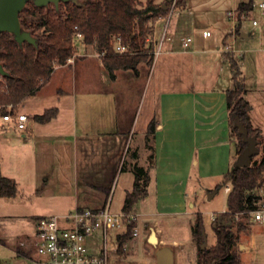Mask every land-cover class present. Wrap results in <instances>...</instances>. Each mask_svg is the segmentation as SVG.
<instances>
[{"label":"crops","instance_id":"crops-1","mask_svg":"<svg viewBox=\"0 0 264 264\" xmlns=\"http://www.w3.org/2000/svg\"><path fill=\"white\" fill-rule=\"evenodd\" d=\"M240 2L232 0L233 8L224 10L225 19L231 22L229 31L227 27L214 25H210V29L211 32L216 29L221 32L215 44L221 63L226 60L224 52L242 58L244 98L250 104L248 98L252 91L246 87L244 75L246 50L236 46L229 50L228 42L230 37L234 43L238 34L249 36L247 32H241L240 27L238 32L234 31L235 22L228 18ZM154 3L169 9V0H155ZM165 19L160 17L155 21L153 34L147 39V45L153 44L151 63L141 62L136 71L115 70L114 78L110 77L92 45L77 43L73 57L66 64L54 67L49 81L24 102L30 105L29 122L20 134L19 144L27 151V159L20 165L24 166L26 162L33 183L38 173L47 176L38 196H45L52 174L48 169L53 168L54 188L49 198H66V208H72L50 214L55 216H63L77 208L110 207V195L119 171L125 175L124 201L126 193L138 183L132 167L137 165L146 169L149 175L147 195L140 201H151L153 210L143 215L147 219L142 223L149 224L150 231L154 230L158 244L168 247L179 244L177 241L167 242L159 236L162 233L159 218L184 213L187 205L193 206L187 195L190 182L197 185L206 181L205 190L211 192L208 181L226 174L236 156L226 107V91L232 88V84L228 88L232 83L230 75L224 73L226 85L221 87L196 88L195 79L189 76L188 85L181 82L182 77H169L175 87L162 88L164 62L191 53L189 48L176 50V44L172 42L167 44L164 60H160V56L155 59L158 40L166 28ZM178 30V25H174L172 34L176 35ZM219 63L215 59V68ZM157 64L158 83L156 81L151 87ZM147 67L149 71L142 87L135 88L141 70ZM250 107V124L264 138V124L261 122L264 115L255 112L251 104ZM49 108L58 110L54 119L44 124L34 122V115ZM151 122H154V132L147 141ZM6 129L10 128H4L3 132ZM4 139L8 140L12 151L22 149L17 146L18 140ZM17 152L20 154L19 150ZM0 172L3 175L1 165ZM34 190H37L35 186ZM136 215L140 217V214ZM246 232L235 244L238 264H264V220L252 218ZM171 252L173 264L181 261V252L177 256ZM14 256L18 260L19 256L15 253Z\"/></svg>","mask_w":264,"mask_h":264},{"label":"trees","instance_id":"trees-1","mask_svg":"<svg viewBox=\"0 0 264 264\" xmlns=\"http://www.w3.org/2000/svg\"><path fill=\"white\" fill-rule=\"evenodd\" d=\"M154 1L146 0L143 4L139 0H69L60 2L57 7L53 4L37 7L32 1L27 2L19 13V21L21 30L29 32L35 43H18L13 34H0V64L7 73L0 75V115L7 112L8 106H12V112L17 110L49 81L54 67L66 64L73 57L74 34H81L83 43L94 47L111 78H114L115 70L136 71L141 62L150 64L153 44L147 45V39L153 34L155 21L168 14V8ZM254 6L255 0H244L237 5L234 31H239L241 16L248 17ZM118 36L127 48L125 52L114 49ZM223 56L231 70L232 88L226 91V107L235 156L237 158L246 149L241 135L233 127L235 116L247 129L248 136H257L259 155L251 157L248 167L232 166L216 186L215 189L229 185L230 191L226 197V210L213 216L211 222L215 244L204 250L201 249L202 216L200 213L195 215L191 234L197 247V264H238L234 249L238 233L248 230L250 214L260 210L262 196L257 191L264 188V139L250 124L251 107L244 98L242 58L228 52ZM57 113V108H49L34 115L33 120L44 124L54 119ZM153 132L154 122H151L147 141ZM132 172L138 183L125 195L121 208L124 214H134L135 204L147 195L148 171L134 165ZM17 192L16 182L0 172V197L12 198ZM136 224V220H128L124 231L117 236L120 254H123L121 245L131 238ZM14 253L28 257V252L20 247H16Z\"/></svg>","mask_w":264,"mask_h":264},{"label":"rangeland","instance_id":"rangeland-1","mask_svg":"<svg viewBox=\"0 0 264 264\" xmlns=\"http://www.w3.org/2000/svg\"><path fill=\"white\" fill-rule=\"evenodd\" d=\"M145 2L146 0H143L142 3L144 4ZM231 2L232 0H180L177 8L166 16L165 24L167 32L165 33L164 40L155 59L160 56V60H164V51L167 48V44L174 42L176 44V50L178 48L179 50H183V45L182 47L180 45L182 44L181 40L190 37L192 42L189 44V52L191 53L179 55V57L164 62L161 85L164 90L175 87V83L170 82L169 77H182L181 80L183 81L181 82L184 85H188V79L191 76L195 79L196 88L200 86L221 87L226 85L224 84V73L225 76L227 74L231 77L230 65L226 60L221 63V55L215 50V44L221 32L217 29L211 32L210 25L220 28L227 27L229 31L231 22L225 19L224 10L233 8ZM258 2L259 0H255L256 6ZM237 17L238 15L235 11V15L233 16L235 23ZM253 19L258 22L257 26L252 25L251 22ZM240 21V31L247 32L249 38L243 39L238 34L233 43V39L229 37V50H232L235 46L246 50L244 62L245 83L249 91H252V95H250L248 100H250V104L254 107V111L257 113L261 112L263 116L264 91H260L264 90V17L259 14L257 7L254 6V10L249 16H241ZM174 25H178L179 29L176 35L172 34L171 31ZM203 31H210L212 35L204 36ZM228 54L233 55L231 52H228ZM215 59L220 62L216 68ZM148 71V67L141 70L140 77L134 84L135 88L142 87L144 77ZM158 71L159 64H157V69L152 76L151 87L154 86L156 81L158 83L156 76ZM231 84H229L228 88H230ZM29 106V104L23 103L17 108V111L29 115ZM261 122L264 124V118ZM4 128L0 127V165L4 176L9 178L13 177L18 181L19 184L17 186L19 192L12 198L0 197V264L3 262L17 261L14 256L16 247H20L23 251L28 252V258H31L34 252L32 234L35 218L60 213L64 208H70L68 206L66 208V198H49L51 195L49 193L54 188V183L51 178L55 175H52V167L48 169L49 173L51 172L52 174L49 176L51 178L47 183L45 196L41 197L37 195L38 191L42 189L41 187L45 183L47 176L38 173L37 180L33 183L31 175L27 173L26 162H24V166L20 165L23 160L27 159L26 147L19 144V137L23 131L10 128L3 132ZM3 137L18 140L17 146H22V149L18 148L20 154H18V150L12 151L11 147H9L10 144L7 143L8 140H5ZM124 179L125 175L119 171L109 200V210L111 213H120L121 211L124 195L122 191ZM221 182L222 177L209 180L208 183L210 184L211 192L205 190L207 186L206 181L197 183V185L193 181L190 182L187 195L190 197L188 198V202H191L193 206L190 207L187 205L184 213L178 212L172 217L159 218L162 229V233L159 236L164 237L167 242L177 241L179 244V246L168 245L175 256L178 255V252L182 254V259L177 264H197V247L192 240L191 234L197 213H200L202 216L203 230L207 242L206 247L215 244V236L211 228L212 217L225 211L226 208L227 192L225 191V187L222 186L215 189ZM34 186L37 190H34ZM257 192L261 193L260 190ZM261 196L262 204L260 209H264V193ZM70 209L72 210V208ZM152 210L153 206L151 205V201L148 200L139 201L135 205L133 210L134 214H140L136 224L139 229L138 237L131 242L128 250L123 252V254H120L119 251L113 253L111 256V264H153L155 262L154 253L162 246L158 243L156 245L149 243L151 234L149 229L150 225L142 223V220L146 218L143 215ZM252 218V214H250L249 222H251ZM234 230H236L235 227ZM119 232L121 230L112 232V238L114 239L115 235ZM246 233L244 230L239 232L238 239L240 240ZM234 249L236 251L235 246Z\"/></svg>","mask_w":264,"mask_h":264},{"label":"built area","instance_id":"built-area-1","mask_svg":"<svg viewBox=\"0 0 264 264\" xmlns=\"http://www.w3.org/2000/svg\"><path fill=\"white\" fill-rule=\"evenodd\" d=\"M179 2L180 0L170 1L168 15L177 8ZM255 7L264 17V0H259ZM234 15L235 12L228 14V18L233 22H235ZM251 23L253 26L258 24L254 19ZM165 33L166 28L157 43V53ZM203 35L209 36L210 31H203ZM72 41L75 47L77 43H83V36L79 33L74 34ZM191 42L192 39L186 37L182 40L183 48L188 49ZM114 49L119 53L127 50L122 44L120 36L115 38ZM28 122L29 117L17 110L12 112V106H8L7 112L0 115V127L3 128L6 126L17 131H24ZM259 190L261 191L259 194L264 193V188ZM225 191L227 193L230 191L229 185L225 186ZM251 214L255 221L264 220V209ZM137 219L136 214H124L121 211L120 213H111L108 205L103 208H77L63 216H41L33 222L34 252L32 257L19 256L15 262H3L2 264H111L112 254L119 249L117 236L124 231L128 220L137 221ZM117 230H121V232L113 239L112 232ZM138 234L139 229L136 226L131 238L121 245L122 252L128 250L129 245L138 237Z\"/></svg>","mask_w":264,"mask_h":264},{"label":"water","instance_id":"water-1","mask_svg":"<svg viewBox=\"0 0 264 264\" xmlns=\"http://www.w3.org/2000/svg\"><path fill=\"white\" fill-rule=\"evenodd\" d=\"M29 1H32L37 7H44L48 4H53L57 7L60 2H67L69 0H0V34L3 32L13 34L15 41L18 43H35V40L30 36L29 32L21 30L19 21V13ZM243 37L249 36L243 34L241 38ZM6 74V71L0 64V75L3 76ZM233 127L237 129L238 134L242 137V141L246 144V149L237 156L233 163V167H248L251 164V157L259 155L257 136H248L247 129L236 116L233 118ZM202 238L203 244L201 245V249L204 250L207 246L204 230L202 231ZM149 243L151 245H156L158 243L154 230H151ZM153 264H173L170 248L165 246L158 248L155 252V262Z\"/></svg>","mask_w":264,"mask_h":264}]
</instances>
